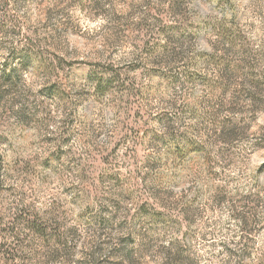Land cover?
Returning a JSON list of instances; mask_svg holds the SVG:
<instances>
[{"label":"clouds","instance_id":"clouds-1","mask_svg":"<svg viewBox=\"0 0 264 264\" xmlns=\"http://www.w3.org/2000/svg\"><path fill=\"white\" fill-rule=\"evenodd\" d=\"M0 264H264V0H0Z\"/></svg>","mask_w":264,"mask_h":264}]
</instances>
